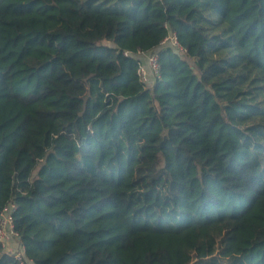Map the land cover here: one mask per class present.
Segmentation results:
<instances>
[{"label":"trees","instance_id":"obj_1","mask_svg":"<svg viewBox=\"0 0 264 264\" xmlns=\"http://www.w3.org/2000/svg\"><path fill=\"white\" fill-rule=\"evenodd\" d=\"M9 201L0 264H264V0H0Z\"/></svg>","mask_w":264,"mask_h":264},{"label":"built area","instance_id":"obj_2","mask_svg":"<svg viewBox=\"0 0 264 264\" xmlns=\"http://www.w3.org/2000/svg\"><path fill=\"white\" fill-rule=\"evenodd\" d=\"M167 44H170L175 49H182L174 33L167 34L162 40L161 46H166ZM125 53L128 54V52ZM136 57L141 61L137 71L143 82H148L151 77L159 74L157 51L139 52ZM15 207V203L9 201L0 212V256L6 255L22 263L26 256L25 248L19 242V237L13 224L12 212Z\"/></svg>","mask_w":264,"mask_h":264},{"label":"rangeland","instance_id":"obj_3","mask_svg":"<svg viewBox=\"0 0 264 264\" xmlns=\"http://www.w3.org/2000/svg\"><path fill=\"white\" fill-rule=\"evenodd\" d=\"M102 43L107 44L109 43L107 40H103ZM191 62V60H189Z\"/></svg>","mask_w":264,"mask_h":264}]
</instances>
